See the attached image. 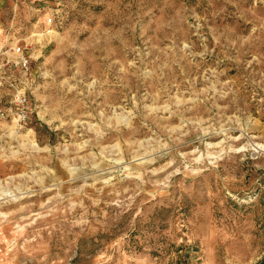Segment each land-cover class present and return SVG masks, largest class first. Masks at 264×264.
I'll use <instances>...</instances> for the list:
<instances>
[{
	"label": "rangeland",
	"instance_id": "obj_1",
	"mask_svg": "<svg viewBox=\"0 0 264 264\" xmlns=\"http://www.w3.org/2000/svg\"><path fill=\"white\" fill-rule=\"evenodd\" d=\"M14 14L37 35L2 71L0 264H264V0Z\"/></svg>",
	"mask_w": 264,
	"mask_h": 264
},
{
	"label": "built area",
	"instance_id": "obj_2",
	"mask_svg": "<svg viewBox=\"0 0 264 264\" xmlns=\"http://www.w3.org/2000/svg\"><path fill=\"white\" fill-rule=\"evenodd\" d=\"M45 26H49L52 22L51 17L45 19ZM37 35V33H31L25 37H17L10 42H6L0 46V85L3 84L5 76H3L2 71L5 68L8 69H18L24 74L30 73V49H31V36ZM10 79V78H8ZM10 86L15 88L14 100L15 110L12 112L17 124H22L26 122L28 118V112L25 108V103L27 98L24 92L18 87H16L12 82L9 83ZM7 115V111L0 109V118Z\"/></svg>",
	"mask_w": 264,
	"mask_h": 264
},
{
	"label": "crops",
	"instance_id": "obj_3",
	"mask_svg": "<svg viewBox=\"0 0 264 264\" xmlns=\"http://www.w3.org/2000/svg\"><path fill=\"white\" fill-rule=\"evenodd\" d=\"M41 22L42 25L45 24V22L43 21V18L40 20H36L33 23V29L38 25V23ZM8 27L6 26V28L2 25L1 26V32H0V46L3 45L4 43H8L10 41H12L13 39L17 38L16 31L19 28H22V26L17 24V20H16V15L14 14L11 19L8 21ZM16 26L15 28H13V26ZM31 34V33H30Z\"/></svg>",
	"mask_w": 264,
	"mask_h": 264
}]
</instances>
